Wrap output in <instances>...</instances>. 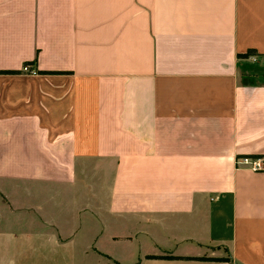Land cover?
<instances>
[{"label":"crops","instance_id":"crops-1","mask_svg":"<svg viewBox=\"0 0 264 264\" xmlns=\"http://www.w3.org/2000/svg\"><path fill=\"white\" fill-rule=\"evenodd\" d=\"M257 66L264 0H0V264H264Z\"/></svg>","mask_w":264,"mask_h":264},{"label":"rangeland","instance_id":"rangeland-1","mask_svg":"<svg viewBox=\"0 0 264 264\" xmlns=\"http://www.w3.org/2000/svg\"><path fill=\"white\" fill-rule=\"evenodd\" d=\"M241 81L243 84H264V66H257V69L252 73H244L241 77ZM114 255L120 263H134V257L128 252L124 251L122 247H117Z\"/></svg>","mask_w":264,"mask_h":264},{"label":"built area","instance_id":"built-area-1","mask_svg":"<svg viewBox=\"0 0 264 264\" xmlns=\"http://www.w3.org/2000/svg\"><path fill=\"white\" fill-rule=\"evenodd\" d=\"M236 164L237 165H239V164L249 165V166H251L252 170H255V171L262 170L259 160L241 159V160H237Z\"/></svg>","mask_w":264,"mask_h":264}]
</instances>
